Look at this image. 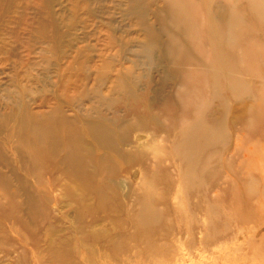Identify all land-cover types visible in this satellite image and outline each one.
<instances>
[{"label": "rangeland", "instance_id": "374dc122", "mask_svg": "<svg viewBox=\"0 0 264 264\" xmlns=\"http://www.w3.org/2000/svg\"><path fill=\"white\" fill-rule=\"evenodd\" d=\"M0 20V264L78 215L135 233L146 203L150 264H264V0H0Z\"/></svg>", "mask_w": 264, "mask_h": 264}, {"label": "bare ground", "instance_id": "6f19581e", "mask_svg": "<svg viewBox=\"0 0 264 264\" xmlns=\"http://www.w3.org/2000/svg\"><path fill=\"white\" fill-rule=\"evenodd\" d=\"M208 2V1H207ZM209 5V4H207ZM5 8V7H4ZM217 8V7H215ZM222 9V6L220 7ZM231 11L227 13L226 23L228 21L236 22L239 24L240 18L236 14L235 7L229 8ZM209 10V8H208ZM50 13V12H49ZM208 13V12H207ZM211 13V11H210ZM219 21L224 22L222 14L219 16ZM2 21V20H0ZM4 22V21H3ZM58 25V24H57ZM225 25V24H223ZM57 27V26H56ZM58 28V27H57ZM228 36L230 40L235 37V33L232 28H228ZM60 30V28H59ZM212 30V29H211ZM259 32V31H258ZM59 34V33H58ZM263 34V33H262ZM136 47V46H135ZM62 48V47H61ZM2 51V50H1ZM240 51V50H239ZM59 52V51H58ZM75 52V51H74ZM157 54V53H156ZM231 55V53H230ZM73 56V55H72ZM59 57V56H58ZM57 57V58H58ZM157 59V57L155 58ZM58 61V60H57ZM69 61V60H68ZM68 63V62H67ZM25 64V63H24ZM59 65V64H58ZM57 66V64L55 65ZM60 67V66H59ZM55 68V67H54ZM61 67L59 68V70ZM120 69V68H119ZM57 71V70H56ZM29 72V71H28ZM222 72V71H221ZM68 73V72H67ZM62 74V73H61ZM162 74V73H161ZM30 76V75H29ZM61 77V76H60ZM226 77V74H225ZM227 78V77H226ZM158 80V79H157ZM155 80V81H157ZM33 81V79H32ZM12 82V81H11ZM30 82V81H29ZM36 82V81H35ZM206 82V81H205ZM251 82V81H250ZM16 83V82H15ZM28 83V82H26ZM34 84V83H33ZM31 85V84H30ZM9 86V85H7ZM6 86V87H7ZM59 86V85H58ZM227 86V85H226ZM13 88V86H11ZM29 87V86H28ZM8 88V87H7ZM26 88V87H25ZM35 88V87H33ZM2 89V88H1ZM4 89V88H3ZM29 89V88H28ZM32 89V88H31ZM36 90V89H35ZM112 90V89H111ZM228 90V88L226 89ZM1 92V91H0ZM14 92V90H13ZM38 92V91H37ZM56 92V91H55ZM15 93V92H14ZM215 93V92H214ZM2 94V92H1ZM18 94V92H17ZM5 97V95H3ZM2 97V98H3ZM23 97V96H22ZM27 97V95H26ZM14 98V97H13ZM31 98V97H30ZM11 99V98H10ZM1 100V99H0ZM14 100V99H13ZM16 100V99H15ZM93 100V99H92ZM26 101V100H25ZM29 101V100H28ZM31 101V100H30ZM4 104V101H1ZM20 102V101H19ZM32 102V101H31ZM34 102V101H33ZM232 102V101H231ZM11 104L10 102H8ZM16 103V102H14ZM21 103V102H20ZM59 103V102H58ZM142 103V102H141ZM25 104V103H24ZM143 104V103H142ZM17 105V104H16ZM21 105V104H20ZM141 105V104H140ZM25 106V105H24ZM23 106V107H24ZM30 106V104H29ZM143 106V105H142ZM5 107V106H4ZM10 107V106H9ZM18 107V106H17ZM31 108L32 105L30 106ZM2 108V107H1ZM14 108V107H13ZM39 108V107H38ZM19 109V108H18ZM24 109V108H23ZM22 109V110H23ZM37 109V107H36ZM10 110V109H9ZM34 110V109H32ZM1 111V110H0ZM24 111V110H23ZM26 113H28V109L25 108ZM31 111V109H30ZM13 112V111H12ZM3 113V111H2ZM77 113V112H76ZM32 114V113H31ZM39 114V113H38ZM18 115V113H17ZM16 115V117H17ZM30 115V114H29ZM42 115V114H41ZM38 115V116H41ZM3 116V115H2ZM11 116V115H10ZM15 116V115H14ZM19 116V115H18ZM6 117V116H5ZM32 117V116H31ZM124 117V115H123ZM120 118V117H119ZM126 118V117H125ZM20 119V118H19ZM13 121V120H12ZM5 122V121H4ZM11 122V121H10ZM13 123V122H12ZM11 123V124H12ZM6 124V123H5ZM80 124V123H79ZM21 126V124H20ZM14 127V126H13ZM20 128V127H19ZM25 128V127H24ZM37 128V127H36ZM12 129V128H11ZM14 129V128H13ZM118 129V128H117ZM4 130V129H3ZM2 130V131H3ZM9 130V129H8ZM33 130V128H32ZM16 132V131H15ZM41 133V132H40ZM1 134V133H0ZM135 134V133H134ZM3 135V134H2ZM41 135V134H40ZM138 135V134H137ZM136 135V139L137 138ZM139 136V135H138ZM153 136V135H152ZM242 136V135H241ZM4 137V136H3ZM37 137V136H36ZM119 137V136H118ZM210 137H215V132L212 130L210 133ZM2 138V137H0ZM40 138V137H39ZM38 138V139H39ZM158 139V138H157ZM2 140V139H0ZM11 140V139H10ZM14 140V139H13ZM31 140V139H30ZM12 141V140H11ZM27 140H25L26 142ZM136 142V141H135ZM139 142V141H137ZM24 143V142H23ZM142 143V142H141ZM162 143V142H161ZM179 143V142H178ZM10 144V143H9ZM19 144V141H18ZM143 144V143H142ZM135 145V144H134ZM138 145V144H137ZM4 146V145H3ZM16 146V144H15ZM21 146V144H20ZM141 146V145H140ZM176 146V145H175ZM128 147V146H127ZM148 147V145H147ZM150 147V146H149ZM15 148V147H14ZM21 149V148H19ZM122 149V147H121ZM142 149V148H141ZM251 149V148H250ZM16 150V149H15ZM123 150V149H122ZM144 150V148H143ZM10 151V150H9ZM19 151V150H18ZM147 151V150H146ZM116 152V151H115ZM20 153V152H19ZM22 153V150H21ZM16 154V153H15ZM25 154V153H24ZM14 155V154H12ZM22 155V154H21ZM154 155V154H153ZM6 156V155H5ZM10 156V155H9ZM18 156V155H17ZM23 156V155H22ZM73 156V155H72ZM72 156L69 162L72 161ZM10 156L9 158H11ZM16 157V156H15ZM20 157V155H19ZM152 157V156H151ZM8 158V159H9ZM32 158V157H31ZM77 158V156H76ZM167 158V157H166ZM7 159V161H8ZM12 159V158H11ZM24 158L23 160H25ZM153 159V158H152ZM15 160V159H14ZM22 160V161H23ZM26 161V160H25ZM61 161V160H60ZM59 161V162H60ZM12 162V161H11ZM156 162V160H155ZM10 163V162H9ZM20 163V162H19ZM30 164V163H29ZM9 165V164H8ZM23 165V164H22ZM62 165V164H61ZM10 166V165H9ZM154 166V165H153ZM15 167V166H14ZM6 168V167H5ZM4 168V169H5ZM16 168V167H15ZM19 168V167H18ZM250 169V168H249ZM19 170V169H17ZM22 170V169H21ZM25 170V168H24ZM142 171V170H141ZM156 171V169H155ZM19 172V171H18ZM23 172V170H22ZM15 173V172H14ZM17 173V171H16ZM5 174V173H4ZM11 174V173H9ZM19 175V173H17ZM17 175V176H18ZM21 175V174H20ZM141 175V174H140ZM144 175V173H143ZM13 176V172H12ZM14 177V176H13ZM22 177V176H21ZM25 177V176H24ZM143 177V176H142ZM145 177V176H144ZM152 177V176H151ZM141 178V177H140ZM23 179V178H22ZM102 180V179H101ZM122 180V179H121ZM140 180V179H139ZM150 180V179H149ZM148 180V181H149ZM123 181V180H122ZM17 182V181H16ZM121 182V181H120ZM144 182V181H143ZM152 182V181H151ZM142 183V182H141ZM48 184V183H47ZM117 184V183H116ZM120 184V183H119ZM125 184V183H124ZM152 185V184H150ZM49 186V184H48ZM121 186V185H120ZM138 186V185H137ZM145 186V185H144ZM146 187V186H145ZM20 188V187H19ZM150 188V187H149ZM13 189V188H12ZM51 190V189H50ZM14 191V190H13ZM16 191V190H15ZM142 191V190H141ZM140 192V191H139ZM143 192V191H142ZM19 193V192H18ZM122 193V191H121ZM2 194V193H1ZM24 195V194H23ZM25 196H23L24 198ZM1 198V197H0ZM26 198V197H25ZM2 199V198H1ZM3 201V200H2ZM101 204V203H100ZM25 205V204H24ZM53 205V204H52ZM56 205V204H55ZM130 205V204H129ZM28 206V205H27ZM131 206V205H130ZM132 207V206H131ZM130 207V208H131ZM135 207V206H134ZM54 209V208H53ZM27 210V208H26ZM25 210V211H26ZM139 213L138 218L135 220H131L132 227L137 231L135 233H124V229H126L123 225L118 227L114 222L110 229L101 230V231H89L84 226L86 215H78L75 216L74 221L77 226L73 232V234L68 235H56L54 227L50 226L45 231V236L37 234L33 236V239L24 238V241L20 242L23 247H26L23 251V254H17L14 259V264H150L156 256L158 252H161L162 248L156 247L150 244L149 240L142 234V230L138 227L141 223L142 218H144L148 213L151 215H156L154 209H149L147 203L143 205ZM26 213V212H25ZM73 213V212H72ZM71 214V213H70ZM148 214V215H149ZM28 217V216H27ZM71 217V216H70ZM29 218V217H28ZM90 218V217H89ZM22 220V219H21ZM91 220V219H90ZM23 221V220H22ZM88 222V221H87ZM96 222H91V225H95ZM72 228V227H71ZM91 228V226H89ZM133 229H131L132 231ZM118 231H122L118 233ZM13 233V232H12ZM15 239H18V234H13L12 236ZM19 237L20 236L19 234ZM26 237V236H25ZM9 236L3 234L0 236V250H6L4 247L5 244H10ZM155 243V242H154ZM159 244V243H158ZM180 245V244H179ZM222 246V245H221ZM183 247V246H182ZM218 252L225 253V247H218ZM170 250V249H169ZM30 252V257L25 255V252ZM163 251V250H162ZM206 251V250H205ZM5 252V251H2ZM178 252V251H177ZM199 252V251H198ZM229 252V251H228ZM16 253V252H15ZM14 253V254H15ZM227 253V252H226ZM8 255H11L12 252H8ZM175 254V253H174ZM173 254V255H174ZM178 254V253H177ZM225 256V254H224ZM236 256V255H235ZM161 257V256H160ZM202 257V256H201ZM158 258V257H157ZM180 258V257H179ZM203 258V257H202ZM178 259V258H177ZM232 259V258H231ZM177 261V260H176ZM184 261V260H183ZM194 261V260H193ZM12 262V261H11ZM199 263V262H198ZM197 263V264H198ZM202 263V262H201ZM237 263V260H236ZM154 264V263H153ZM178 264V263H177ZM182 264V263H181ZM214 264V263H212ZM229 264V263H228ZM243 264V262H242ZM262 264V263H261Z\"/></svg>", "mask_w": 264, "mask_h": 264}]
</instances>
